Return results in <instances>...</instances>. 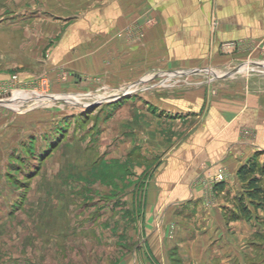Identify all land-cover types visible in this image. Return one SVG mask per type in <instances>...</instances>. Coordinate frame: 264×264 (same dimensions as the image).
Wrapping results in <instances>:
<instances>
[{
  "label": "crops",
  "instance_id": "obj_1",
  "mask_svg": "<svg viewBox=\"0 0 264 264\" xmlns=\"http://www.w3.org/2000/svg\"><path fill=\"white\" fill-rule=\"evenodd\" d=\"M93 2L106 5L108 41L138 45L110 55L112 81L163 76L115 99L98 136L101 155L138 158L130 171L146 173L110 197L123 210L111 214L122 221L118 264H264L250 260L264 208L225 218L244 191L239 167L255 153L264 161V0ZM81 24L74 42L98 43V23ZM79 49L69 66L80 78L98 54Z\"/></svg>",
  "mask_w": 264,
  "mask_h": 264
},
{
  "label": "rangeland",
  "instance_id": "obj_2",
  "mask_svg": "<svg viewBox=\"0 0 264 264\" xmlns=\"http://www.w3.org/2000/svg\"><path fill=\"white\" fill-rule=\"evenodd\" d=\"M92 2L0 0V264H118L123 257L124 239L112 235L122 221L111 218L123 210L110 197L146 173L130 171L138 158L101 155L98 136L115 99L163 76L112 81L110 55L138 45L108 41L106 5ZM91 22L98 43L74 42L76 26ZM80 47L98 57L79 78L69 64Z\"/></svg>",
  "mask_w": 264,
  "mask_h": 264
},
{
  "label": "trees",
  "instance_id": "obj_3",
  "mask_svg": "<svg viewBox=\"0 0 264 264\" xmlns=\"http://www.w3.org/2000/svg\"><path fill=\"white\" fill-rule=\"evenodd\" d=\"M261 175H264V161L260 163L258 153H255L237 170L238 179L244 182V191L235 198V209L226 210L227 221L247 219L252 216L253 209L264 208V178ZM260 224L264 228V220ZM256 238L259 253H264V229L257 233ZM259 262L264 263V257Z\"/></svg>",
  "mask_w": 264,
  "mask_h": 264
},
{
  "label": "built area",
  "instance_id": "obj_4",
  "mask_svg": "<svg viewBox=\"0 0 264 264\" xmlns=\"http://www.w3.org/2000/svg\"><path fill=\"white\" fill-rule=\"evenodd\" d=\"M227 46V45H226ZM224 179V175L220 172L216 175L215 180L221 181Z\"/></svg>",
  "mask_w": 264,
  "mask_h": 264
},
{
  "label": "water",
  "instance_id": "obj_5",
  "mask_svg": "<svg viewBox=\"0 0 264 264\" xmlns=\"http://www.w3.org/2000/svg\"><path fill=\"white\" fill-rule=\"evenodd\" d=\"M230 74H231V73H229V74L226 73V74H224V75L227 76V75H230ZM213 75L216 76V77L219 76V75H217V74H215V73H213ZM100 102H102V101H100ZM0 103H1V102H0ZM98 103H99V101H98V102L91 103L90 105H95V104L97 105Z\"/></svg>",
  "mask_w": 264,
  "mask_h": 264
}]
</instances>
